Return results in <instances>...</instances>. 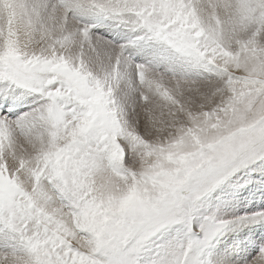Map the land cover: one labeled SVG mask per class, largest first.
Instances as JSON below:
<instances>
[{
    "label": "snow or ice",
    "instance_id": "6c2138e0",
    "mask_svg": "<svg viewBox=\"0 0 264 264\" xmlns=\"http://www.w3.org/2000/svg\"><path fill=\"white\" fill-rule=\"evenodd\" d=\"M0 264H264V0H0Z\"/></svg>",
    "mask_w": 264,
    "mask_h": 264
}]
</instances>
